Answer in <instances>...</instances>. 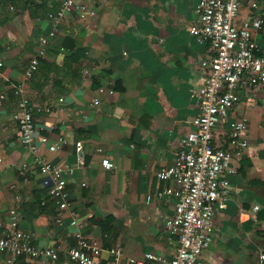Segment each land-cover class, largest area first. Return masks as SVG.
I'll return each instance as SVG.
<instances>
[{
	"label": "crops",
	"instance_id": "0c3cea01",
	"mask_svg": "<svg viewBox=\"0 0 264 264\" xmlns=\"http://www.w3.org/2000/svg\"><path fill=\"white\" fill-rule=\"evenodd\" d=\"M62 1L0 0V220L10 221L15 209L19 226L35 232L40 247L74 245L81 231L103 245L104 262L111 259L110 247L120 244L122 262L151 252L156 257L146 264H163L178 239L165 224L174 197L159 195L169 181L159 179L157 171L175 160L198 110L192 92L209 71L202 62L212 54L190 32L198 0H76L97 13L81 16L72 8L55 23L49 13ZM262 14L264 0H242L236 23ZM43 35L47 52L26 80V94L52 110L36 113L31 148L13 119L14 86L25 81ZM253 36L264 53V23ZM232 116L248 117L249 146L232 158L236 171L229 175L227 206L215 211L213 243L201 264H260L264 252V86L242 89ZM42 134L64 135L67 142L51 150ZM79 140L85 163L77 159ZM104 156L116 168L103 167ZM36 158L72 168L70 210L58 208ZM6 258L0 253V264ZM65 260L61 254L48 264ZM38 263L26 255L16 262Z\"/></svg>",
	"mask_w": 264,
	"mask_h": 264
},
{
	"label": "built area",
	"instance_id": "2783aa9c",
	"mask_svg": "<svg viewBox=\"0 0 264 264\" xmlns=\"http://www.w3.org/2000/svg\"><path fill=\"white\" fill-rule=\"evenodd\" d=\"M242 0H198L195 12L196 22L190 32L200 42L208 44L212 54L202 64L209 67L203 85L192 92L198 108L189 121L190 128L180 138V148L171 165L157 171V177L169 181L159 191L161 196L174 197V211L165 218L169 232L178 239L176 251L163 264H201L203 251L210 247L214 239L213 217L218 208L227 206L226 192L230 186L229 175L235 173L232 158L242 154L249 146L247 116L233 117L232 110L240 99L242 89L264 86V53L260 52L253 31L264 23V14L236 23ZM253 1L252 5L257 6ZM77 8L81 16L95 15L97 10L86 2L63 0L57 10L49 16L55 23L65 17L66 11ZM47 36L39 41V55L31 59L25 71V81L14 86L17 108L13 119L19 125L21 140L34 148L37 139L36 113L51 111L50 105H35L26 94L27 83L39 67V57L47 52ZM125 53H127L125 51ZM3 62L0 61V66ZM89 72V69L85 70ZM104 92V87H99ZM113 92V90H110ZM1 94V97H4ZM64 98L61 97L60 101ZM99 103L100 99L95 98ZM49 149L56 150L67 142L64 135L51 139L40 135ZM102 151V147L97 148ZM43 173V183L61 211L72 208L73 200L68 186V173L72 168L36 158ZM77 159L85 163L83 142L77 141ZM102 166L116 168L108 156L102 158ZM86 185V182H83ZM151 195H148L150 200ZM259 206L256 205L255 209ZM16 210H11L7 223L0 220V253H6V264H16L20 256L26 255L38 260V264H48V260L58 261L66 255L64 264H146L156 256L147 252L143 257L129 256L125 262L120 244L111 246V259H101L103 245L95 239L86 238L81 231L76 232L74 245L57 244L40 247L34 243L35 232L24 230L17 221ZM72 222L77 223L74 211ZM260 264H264V252L260 253Z\"/></svg>",
	"mask_w": 264,
	"mask_h": 264
},
{
	"label": "trees",
	"instance_id": "16d2710c",
	"mask_svg": "<svg viewBox=\"0 0 264 264\" xmlns=\"http://www.w3.org/2000/svg\"><path fill=\"white\" fill-rule=\"evenodd\" d=\"M20 257H21V256H20ZM20 257H19V258H20ZM19 258H18V259H19Z\"/></svg>",
	"mask_w": 264,
	"mask_h": 264
}]
</instances>
